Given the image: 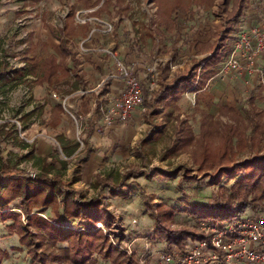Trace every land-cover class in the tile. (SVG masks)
<instances>
[{
  "label": "rangeland",
  "instance_id": "374dc122",
  "mask_svg": "<svg viewBox=\"0 0 264 264\" xmlns=\"http://www.w3.org/2000/svg\"><path fill=\"white\" fill-rule=\"evenodd\" d=\"M128 3L131 13H141L140 16L143 19L134 21L133 18H129L132 23L120 22L116 35H122V41H119L121 45L131 39L141 42L139 58L146 69H144L143 76H137L141 77V85L149 93L158 88L161 61H164L161 65L170 64L171 77L174 73L192 71V67L201 61V67L197 68L196 74L204 73L206 58L210 57L220 45V31L216 34L207 33L216 23L223 22L215 13L218 9L210 11L202 9L197 17L196 24L201 26L199 33L194 34L192 40L196 38L202 41L201 52H198L189 45L185 46L183 39L176 38L177 41H174L164 33L156 35L162 37V41L171 43L162 42L163 47L158 44L156 45L158 48L152 47L150 40L146 39L143 13L155 10L153 1L128 0ZM162 3V8L167 11L170 2L161 0ZM258 3V0L249 1V8L237 26L238 31L231 34L230 39L228 38L230 49L225 51L222 61L212 67L216 72L199 90L202 95L209 94L210 89H215L221 94L211 103L206 114L205 112L202 114L203 110H201L205 108L195 102L197 97L188 96L189 91L181 94L174 101L172 99L168 104H160L157 106L156 116L151 118L153 127H155L154 131L151 127L153 133L151 135L146 133V127L149 124L143 120L141 115L142 119L140 118L136 125L130 126L129 129L126 128L127 131H134L133 134L139 132L136 144H130L129 147L115 144L109 149V155L97 164V167L96 163H92V166L95 164V169L91 167V162L89 163L92 161L89 159V154L93 148L88 142L90 133H88V124L85 121L89 111H94L96 97L91 96V91L96 87L90 83L81 93L74 94L73 98L70 97L73 102L71 104L79 103L84 98L87 101L91 100L92 108L71 107L72 109H69L67 113L70 120L62 124L66 128L58 130L52 127L57 124V112L51 109L58 102L64 103L63 87L15 81V84L10 83L7 86L9 88L6 92L0 94V155L6 160L18 163L31 177H36V174L42 172L46 164L51 165L53 174L57 171L61 172L56 175H61L66 181L70 179L76 168V158H67L61 147L65 140H71L72 143L83 141L80 144V149L83 150L79 155L80 157L84 155L87 160L81 162L79 166L81 180L75 183L74 187L84 195L85 201L100 197L108 212L117 218V223L121 225V230H119L116 224L110 225L113 228H109L97 223V229H101L109 237L110 243L117 250L128 257H136L140 264H177L176 261L180 264H188V261H183L192 254V248L198 244L194 240L187 239L183 244L184 249L181 250L174 243L169 245L170 243L163 238L164 233L171 231L174 233L172 236L177 237L184 230L194 232L199 230L207 238L209 236L211 238L213 233L224 235V228L217 230L207 224H203L200 228L197 227V219L186 209L196 208L207 202L218 187V185L209 184L208 180L215 176L221 167L230 166L234 161L241 162L264 154V87L261 76V72L264 73V55L257 52L258 41L264 38V22H258V16L254 18L256 14L252 11L256 9ZM261 3L263 4V1ZM250 10L252 14H248ZM70 11L69 0H0V61L6 58L14 68H19L29 62H39L49 53L55 54L56 52L59 55V63H66L65 56L59 50L58 42L49 31H51L50 27L60 29L65 24ZM88 14L87 11L76 13L78 21L83 23L85 19H88L91 22L88 30L90 38L79 43L77 39L74 40V48L78 51L80 59L87 56L90 59L99 58L101 54L103 55L101 49L109 47L129 68L133 69L126 62L125 56L122 57L117 49L120 44L118 47L112 44L116 21L105 16L89 17ZM136 22L144 27L137 30L134 26ZM248 22H251L250 26H247ZM108 24L111 25L112 30L103 32L109 29ZM97 35L103 36H101V43ZM222 37L226 38V36ZM89 41L90 44L86 45L85 42ZM231 56L240 65L230 68L224 75H218L224 61ZM100 58L106 59L105 67L108 68L105 74L100 75V80L95 85H100L101 90L109 75L116 72V67L111 56ZM68 64L71 65L70 62ZM144 82L154 83V86L148 87ZM229 87L232 89L231 96L226 95ZM102 99L103 104L110 102L109 98ZM223 100L228 103L227 106ZM65 104L69 108V99ZM42 105H44L43 108H41ZM139 108L142 113L143 105ZM49 117L52 118L51 122ZM106 130L100 129L99 131L103 133ZM124 132L126 133V130ZM145 134H149L150 139L143 143L141 140ZM107 139L111 138L104 140L107 141ZM26 144H34V157L30 156L28 152L30 146ZM37 157H42L45 161ZM58 157L67 159L66 166L64 162L56 159ZM179 167H182V170L171 177L153 175L154 171H165L167 174H172ZM142 171L141 176L129 175L131 177L127 182L130 186H125L123 189L127 191L128 196H114L111 187L98 184L95 178L97 174L126 175L131 172L140 174ZM186 171L194 176L195 180L190 181L183 178ZM207 174L210 177H207ZM221 182L227 184L230 181L224 176ZM39 214L47 217L46 215L50 214L49 208ZM244 218L254 219V213L248 210ZM159 219L160 224L157 222ZM22 220L25 224L27 223L26 218L23 217ZM162 225L167 231L162 230ZM68 226L67 222L61 224V227L65 229H68ZM6 229L0 226V248L8 253V257L3 258L1 264L5 259L8 264H29L26 261L25 247L19 243L18 236L8 233ZM119 234L121 237H118ZM213 237L219 238L220 236L213 235ZM201 241L203 240L197 242ZM183 250L185 251L182 252ZM220 252L222 253V250ZM165 253L171 255L174 260L170 262L158 260L160 255ZM211 256V251L201 249L197 258L190 259L189 257L188 260L192 262L198 259L197 263L191 264H214ZM97 259L98 264H108L100 256H97ZM231 264L255 263L236 260Z\"/></svg>",
  "mask_w": 264,
  "mask_h": 264
},
{
  "label": "trees",
  "instance_id": "16d2710c",
  "mask_svg": "<svg viewBox=\"0 0 264 264\" xmlns=\"http://www.w3.org/2000/svg\"><path fill=\"white\" fill-rule=\"evenodd\" d=\"M119 1L121 0H116L117 3ZM214 1L193 0L196 4H207L208 6H211ZM249 1H219L218 12L223 22L216 27V33L221 32L219 34L220 48H216L214 53L206 58L204 73L196 74L202 61L192 67V71L174 73L173 77L169 74V64L160 65L158 88L149 93L142 85L145 111L143 116L146 121L151 122L152 126L154 125L151 118L156 116L158 105L168 104L172 99V101L176 100L185 92L203 88L206 80L216 72L212 67L218 65L224 58L225 51L230 49L228 38L230 39L229 36L238 31L237 26L249 7ZM262 1L263 4H260ZM100 2L101 0L96 1L92 7L98 6ZM258 2L257 14L259 20L262 21L264 20V0H258ZM113 3L112 0H103L102 4L91 12L92 15L100 18V13L109 11L108 7ZM177 8L186 9L179 5ZM88 22L85 21L83 24L88 25ZM50 29L52 35L60 41L61 52L73 62V68H69L66 64H59L57 56L54 54H48L39 62H29L19 68H14L9 60L2 58L0 61V94L6 92L10 83L15 84L16 82L55 85L63 87L65 94L76 90L79 84H83V77L78 69L77 53L68 45L67 34H64L65 28L50 27ZM222 36H226V38ZM191 47H195L194 49L201 52L202 42L193 41ZM72 73H75L76 76L74 77ZM198 77L199 79H197ZM108 81L104 82L102 91L105 90ZM97 99L96 110L99 112L102 100L99 97ZM56 108L59 111H64L62 104ZM152 130L154 131L155 127ZM202 131L204 130L202 129ZM146 140H149V137ZM81 143L65 140L61 147L67 158H76V168L70 179L66 181L62 179L61 175H56L61 172L57 171L53 174L51 165L46 164L42 172L36 174V177H31L18 163L6 160L0 155V226L7 228L8 233L18 236L19 243L25 247V256L28 257L27 260L31 264H98L97 256L105 259L108 264H140L136 257H128L117 250L110 243L109 237L101 229H97V223H101L109 228H113L110 225L116 224L117 228L121 230L117 218L108 212L103 200L100 197H95L85 201L84 195L74 187V184L81 179L79 166L81 162L87 160L84 155L82 157L79 155L83 150L80 149ZM26 145L30 146L28 152L30 156L34 157V144ZM37 158L45 161L42 157ZM56 159L59 162H64L66 166L67 159L60 157ZM181 170L182 167H179L172 174H167L165 171H154L153 175L171 177ZM142 174L143 171L140 174L131 172L126 175L97 174L95 178L98 184L111 187L114 196H128L127 191L125 192L123 189L125 186H130L127 182L131 177L129 175L137 177ZM206 176L210 177L208 174ZM224 176L227 180L229 179V183L221 182ZM183 178L190 181L195 180V177L189 175L188 171ZM208 183L218 185V187L207 199V202L196 206V208L186 209L197 219V227L200 228L203 224H207L217 230L225 229V226L229 227L238 221L246 220L244 217L248 210L254 213V218L261 214L264 215V154L241 162L234 161L230 166L221 167L215 176L210 177ZM47 208H49L50 214L46 215L47 217L41 216L39 212H45ZM23 217L27 219L26 224L22 220ZM64 222L68 223V229L61 227ZM157 222L160 224V219ZM162 227V230L167 231L166 227L163 225ZM111 232L114 231L111 230ZM167 232L162 234L165 241L167 240L169 245L176 244L181 250L184 249L183 244L187 239L198 243L197 241L210 238V236L207 238L199 230L197 232L184 230L177 237L172 236L174 233L171 231ZM118 237L121 235L119 234ZM7 254L0 248V264L3 258L8 257Z\"/></svg>",
  "mask_w": 264,
  "mask_h": 264
},
{
  "label": "crops",
  "instance_id": "0c3cea01",
  "mask_svg": "<svg viewBox=\"0 0 264 264\" xmlns=\"http://www.w3.org/2000/svg\"><path fill=\"white\" fill-rule=\"evenodd\" d=\"M66 1V0H65ZM96 1L99 0H69L70 5H71V11L67 14L66 17V22L65 24H63V26L61 27L62 29L65 28L64 34H67L66 39H68V45L70 48H72L77 54V60L79 61V65H78V69L80 70V74L83 77V84H79L78 88L76 90L71 91L70 93H66L65 95L63 94V97L69 99V108H66V106L63 105L62 102H58L51 110L54 109V112H57V124L56 126H52L53 128H56L58 130H62L65 129L66 126L62 125L65 122L70 120V116L67 114L69 109L71 110L73 106H81V108H92L91 107V100L87 101V99H81L79 103L76 104H71L73 103L71 101V98H73L72 96H74V94L76 93H81L82 90H84L85 87H87L90 83H92L94 85V87H96L95 89H93L91 92V96H95L96 100H98L97 98L99 97L101 100H103L102 98H109V100L114 99L115 97H117L122 89H123V82L122 80L119 79H115V80H110L108 81L107 86L105 87V90L102 91V89L100 90V88L98 86H95L98 81L100 80V75L105 74V72L108 70V68H106L105 66L107 65V61L105 58H100L102 56H107L103 53V55L101 54L96 58H88L89 56H87L84 59H80L79 57V53L78 51L74 48V40H78L77 43L82 42L84 40H88L90 38V35L88 34V30L90 28V21L87 24H83L82 22L78 21L76 19V13L80 12V11H87L89 12L88 16L89 17H95L94 15H92V11L95 10L96 8H98V6H100L103 2V0H101L100 4L96 7H92V5H94V3ZM114 3L113 5H110L108 7L109 11H103L102 13H100V18L101 17H110L113 18L116 21V26H115V30H114V41L112 44H115V46H119L120 44V40L122 41V35L117 36V32L119 31V29L117 28V26L119 25L120 22H124V23H132L129 21V18H133L134 21H139L140 19H143L140 15L141 13H131V9H130V5L128 3V0H121L119 1V3L116 2V0H112ZM154 5H155V10H151V12H145L143 13V15L145 16V21H144V26H145V35H146V39L150 40L151 42V46L152 47H157L156 45L158 44L159 46L163 47V45L161 44L162 42H165L167 44H170V41H162L161 39H163L162 37H157L156 34L159 33H164L165 36L169 35L168 38H172L174 41H177L176 38H181L183 39V43L185 44V46H191L193 41H198L196 38L192 37L194 34L199 33V29L201 25H197L196 21H197V17L200 15V12H202V9L204 10H212V9H218L219 8V1L221 0H215L214 3L211 6H208L207 4H196L193 2V0H168V2H170V5L168 7V10L165 11L162 8V4H160L159 0H152ZM181 6L182 8H186L184 10L178 9L177 6ZM92 7V8H90ZM257 7V6H256ZM249 8V7H248ZM247 8V9H248ZM196 9V10H195ZM246 9V10H247ZM218 11V10H217ZM256 16L254 18H256L258 16L257 14V8L252 10ZM252 11L250 10L248 14H252ZM91 13V14H90ZM217 16L219 15V12H215ZM134 15V16H133ZM96 18V17H95ZM221 19V17H220ZM258 22H260L259 17H258ZM262 22H264V20H262ZM220 22L216 23L212 29L207 32V33H216V27L218 26V24H220ZM251 22H248L247 26H250ZM261 23V22H260ZM140 26L139 23L136 22V24L134 25L137 30L141 29L144 26ZM254 25H257L254 23ZM134 27V28H135ZM226 27H228L226 25ZM234 27V26H233ZM60 28V29H61ZM58 29V28H57ZM50 34L52 35V32L49 31ZM121 32V31H120ZM140 34V33H139ZM138 34V35H139ZM190 34L188 37V40H186L187 35ZM156 35V38L154 37ZM98 36V40L101 43L102 42V35H97ZM102 36V37H101ZM53 38H55L52 35ZM56 41L59 44V50L61 52V48H60V41L55 38ZM96 41V40H95ZM93 43V41H91ZM198 42H202V41H198ZM111 43V42H110ZM86 45L90 44L89 42H85ZM139 44H141V42H139L136 39H131L128 42H125L123 45L120 44V47L117 48L120 51L121 56H125L126 62L133 67V71L136 75H140L143 76V72L144 69H146V66L144 65V63H142L141 59L139 58V54L141 52ZM142 47V45H141ZM166 49H168L167 46H165ZM158 48V47H157ZM195 48V47H194ZM49 54H53V53H49ZM61 54H63L61 52ZM57 56L58 59V54L55 52V54ZM64 55V54H63ZM65 56V55H64ZM169 59V57H168ZM167 59V60H168ZM166 60V61H167ZM170 60V59H169ZM65 62L66 63H62V64H66L69 68H73V62L69 59L66 58L65 56ZM68 62L71 63V65L69 66ZM164 61H161V63H163ZM190 62V61H189ZM58 63H59V59H58ZM83 63V64H81ZM160 63V65H161ZM60 64V63H59ZM169 64V63H166ZM163 64V65H166ZM159 65V66H160ZM161 65V66H163ZM170 65V64H169ZM110 66V63H109ZM143 69V70H142ZM138 71V72H137ZM160 71V69H159ZM170 74V73H169ZM72 75L75 77L76 74L72 73ZM141 79V77H139ZM147 84L148 87H150L151 83H145ZM36 85H40V84H36ZM150 85V86H149ZM93 87V88H94ZM208 88V87H207ZM202 89V88H201ZM210 89V87H209ZM199 90H193V91H189L188 96H194L192 98L197 97L196 99V103L199 106L204 107L205 109H201L202 114H206V111L208 110V108L211 107V103L215 101V99H217L219 96H221V94H219L215 89L211 90L210 89V93L206 94V95H202L199 93ZM102 91V92H101ZM229 94L230 96L232 95V89L231 87H229L226 90V95ZM252 94V93H251ZM250 94V95H251ZM83 96V95H82ZM88 96V95H87ZM71 97V98H70ZM183 99L187 100L185 97H183ZM106 100L104 102H106ZM96 102V101H95ZM186 102V101H185ZM225 106H227L226 101H224ZM75 103V102H74ZM60 104L63 105L64 111H59L58 108H56L58 105L60 106ZM44 105H42L43 108ZM139 108V107H138ZM135 109L131 115V117L128 119L127 126L123 125L124 123H121L119 121H116L115 124L113 126H111L110 128H108L106 131H104L103 133H100V131L98 130V125L101 124L102 119H101V112L96 110V107H94V111L91 112L89 111V115L86 116V123L88 124V133H90V139H88V142L92 145L93 151L89 154V159H91L92 161H89L90 165L92 168L95 167V164L92 166V163H96V167L97 164H99L101 161H103L105 159V157H107L108 151L111 147H114L115 144H119V145H127L128 147L130 146V144H136V139H138L139 136V132L138 133H134V131L131 130L127 131V129L131 128L130 126L132 125H136V123H138L140 121L141 115L143 120L149 124L148 127H146L147 132L151 135V133H153L151 131V127L153 129V126L151 125V122H148L145 120L144 118V110L141 113L140 112V108L139 109ZM208 112V111H207ZM53 113V112H52ZM51 113V114H52ZM58 113H60V115H58ZM201 114V118L203 117V115ZM141 118V119H142ZM49 121H52V118L49 117ZM59 119V120H58ZM66 124V123H65ZM127 128V129H126ZM145 129V131H146ZM149 129V132H148ZM126 130V133L124 132ZM144 131V130H143ZM129 133V134H127ZM40 135H43L42 133H39ZM149 134H145L141 140V142L146 143L148 142V140H146L150 135ZM106 138H111L110 140L107 139V141H105L104 139ZM140 139V137H139ZM150 139V137H149ZM129 144V145H128ZM86 161V160H85ZM95 167V169H96ZM81 180V179H80ZM7 259H5L3 264H8V262H6ZM26 261L27 258H26ZM29 262V261H28ZM30 264V262H29Z\"/></svg>",
  "mask_w": 264,
  "mask_h": 264
},
{
  "label": "built area",
  "instance_id": "2783aa9c",
  "mask_svg": "<svg viewBox=\"0 0 264 264\" xmlns=\"http://www.w3.org/2000/svg\"><path fill=\"white\" fill-rule=\"evenodd\" d=\"M85 21H88V19H85L83 23ZM108 26L109 29L103 30V32L112 30L111 25L108 24ZM243 39H245V36H243ZM258 43L257 52L264 55V38L259 39ZM101 51L105 55L111 56L115 62L116 72L109 75L107 80L119 79L123 82L121 93L111 99L110 102L100 105L99 110L102 122L98 125V128L99 130H104L113 126L116 121L125 124L133 111L143 105V91L141 79L117 56L116 52L109 47H103ZM239 65L238 61L231 56L227 61H224L218 75H224L230 68H236ZM261 76L264 87L263 72H261ZM150 85V87H153L154 83ZM98 87L100 88V85ZM66 101L67 98H64V106H66ZM259 216L254 219L241 220L229 227L227 226L223 231L224 235L213 233V235H219V238H215L212 235L210 239L198 242V246H192L193 250L189 256L190 259L197 258L201 249H207L212 252L211 260H213L214 264H231L236 260H246L255 264L264 263V215L261 214ZM216 239L219 241H214ZM220 250H222V253ZM189 257L185 258L183 262L188 261V264L197 263L198 259L189 262ZM158 260L170 262L174 259L171 258V255L165 253L160 255ZM176 263L180 264L177 261Z\"/></svg>",
  "mask_w": 264,
  "mask_h": 264
}]
</instances>
